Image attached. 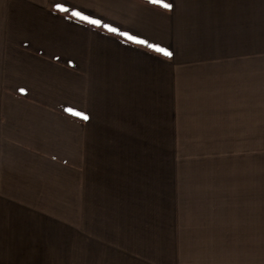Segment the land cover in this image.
Instances as JSON below:
<instances>
[{
  "label": "crops",
  "instance_id": "0c3cea01",
  "mask_svg": "<svg viewBox=\"0 0 264 264\" xmlns=\"http://www.w3.org/2000/svg\"><path fill=\"white\" fill-rule=\"evenodd\" d=\"M165 2L0 0V264H264V0Z\"/></svg>",
  "mask_w": 264,
  "mask_h": 264
},
{
  "label": "rangeland",
  "instance_id": "374dc122",
  "mask_svg": "<svg viewBox=\"0 0 264 264\" xmlns=\"http://www.w3.org/2000/svg\"><path fill=\"white\" fill-rule=\"evenodd\" d=\"M162 155H165V150H162ZM225 167L229 171L234 169L232 163L226 164ZM147 248L157 252L155 258L158 264H175V260L171 254L174 246H147ZM177 251L178 262L183 264L184 262H186L185 264H244V260L247 258L246 254L249 255V246L180 245L177 246ZM237 251L242 252V259H239V255L236 253ZM149 256H153L152 253Z\"/></svg>",
  "mask_w": 264,
  "mask_h": 264
},
{
  "label": "snow or ice",
  "instance_id": "6c2138e0",
  "mask_svg": "<svg viewBox=\"0 0 264 264\" xmlns=\"http://www.w3.org/2000/svg\"><path fill=\"white\" fill-rule=\"evenodd\" d=\"M151 2L152 3L160 4L162 7L167 8V9H170L172 7V5L170 3H166L165 0H151ZM55 7L58 10H60V11H65V12L68 11V9L64 8L60 4H56ZM72 14L74 16L79 17L80 19L86 20L89 23H92V24H95V25H99L101 23L99 20L90 19L89 17L83 16L80 12H77V11H74ZM103 26L104 27H108L109 28V31H112V32H117L118 31L117 29L111 28L108 25H103ZM119 34L120 35H123V36H127L129 40L136 41L137 43H142V44L143 43H146V41H144V40H138L137 37L132 36V35H129L128 33L121 32ZM148 46L151 47V48H154L155 51H157L159 53H162L165 56H169L170 57L172 55V53L170 51H168L165 48L160 47L159 45L149 44ZM75 114L78 115V116H80L82 119H85V120L88 119V116L87 115H84L83 113H75Z\"/></svg>",
  "mask_w": 264,
  "mask_h": 264
}]
</instances>
